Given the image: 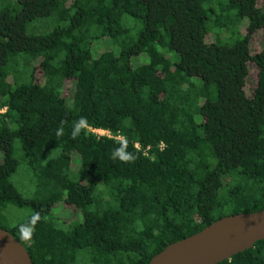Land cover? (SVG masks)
Masks as SVG:
<instances>
[{
    "label": "trees",
    "instance_id": "16d2710c",
    "mask_svg": "<svg viewBox=\"0 0 264 264\" xmlns=\"http://www.w3.org/2000/svg\"><path fill=\"white\" fill-rule=\"evenodd\" d=\"M222 29L228 38L206 41ZM259 30L264 0H0V228L33 264H147L222 217L264 209ZM104 38L119 51L94 57ZM123 142L134 160L113 158ZM59 202L81 219L62 223ZM218 264H264V240Z\"/></svg>",
    "mask_w": 264,
    "mask_h": 264
},
{
    "label": "water",
    "instance_id": "95a60500",
    "mask_svg": "<svg viewBox=\"0 0 264 264\" xmlns=\"http://www.w3.org/2000/svg\"><path fill=\"white\" fill-rule=\"evenodd\" d=\"M264 240V209L222 217L167 245L147 264H218ZM0 264H33L25 248L0 228Z\"/></svg>",
    "mask_w": 264,
    "mask_h": 264
},
{
    "label": "rangeland",
    "instance_id": "374dc122",
    "mask_svg": "<svg viewBox=\"0 0 264 264\" xmlns=\"http://www.w3.org/2000/svg\"><path fill=\"white\" fill-rule=\"evenodd\" d=\"M126 19H130V22H127ZM124 20L126 24L132 23V19L130 17L128 18V16H125ZM134 25L137 26V22L135 20H134ZM246 26H247V19L244 18L238 23L236 31L238 30L240 34L245 35ZM28 31H31V27L28 28ZM229 36L230 34L226 30L222 29V30L210 33L206 37V41L211 42V41L216 40L217 38L224 39V38H228ZM263 45H264V30H259L250 39V43H249L250 50L252 53H256L263 48ZM91 51H92L93 56L96 57L103 51H110L113 53H117L119 51V48L116 45H114L113 42L109 38H104V39L93 41L91 44ZM145 61H146V56H144L143 54H140L138 56L131 58V63L133 66H136ZM250 69H251V75L248 78V90H250L252 86L255 84V70L256 69L253 63L250 64ZM73 87H74L73 81L65 82L62 93L66 98H68V101L73 92ZM75 166L76 165H74V167ZM13 180L15 181V175L13 176ZM18 185L20 186L21 188L20 191L22 193H25L24 189L28 191L29 189L31 190L33 187L30 183H28V177L25 172L20 173ZM12 210L14 212V217L12 219V222L17 221L23 216L30 213V209H27V208L12 209ZM52 213L55 216H57L62 223H69L70 221L72 222L75 219H81L79 212L76 209L69 207L64 202H59L58 204H56L52 209ZM77 264H81V263L77 262Z\"/></svg>",
    "mask_w": 264,
    "mask_h": 264
},
{
    "label": "clouds",
    "instance_id": "9594fccd",
    "mask_svg": "<svg viewBox=\"0 0 264 264\" xmlns=\"http://www.w3.org/2000/svg\"><path fill=\"white\" fill-rule=\"evenodd\" d=\"M84 123L83 120H81L80 122H78L75 126H74V130H73V136L75 137L81 130V125ZM126 149V142H123L121 147L116 149L115 152L113 153V158H117L119 157L121 160L123 161H129V160H134L135 156L127 153L125 151Z\"/></svg>",
    "mask_w": 264,
    "mask_h": 264
},
{
    "label": "built area",
    "instance_id": "2783aa9c",
    "mask_svg": "<svg viewBox=\"0 0 264 264\" xmlns=\"http://www.w3.org/2000/svg\"><path fill=\"white\" fill-rule=\"evenodd\" d=\"M92 132L98 134V135H107V136H112L111 133L108 130H102V129H93L90 128ZM118 138H121V136H117ZM135 147L139 149L140 145L137 143L135 144Z\"/></svg>",
    "mask_w": 264,
    "mask_h": 264
}]
</instances>
